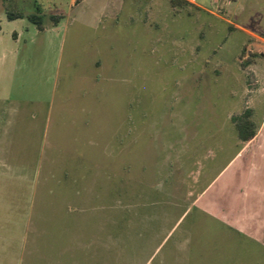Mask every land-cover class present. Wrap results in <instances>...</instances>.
I'll use <instances>...</instances> for the list:
<instances>
[{"label":"rangeland","instance_id":"374dc122","mask_svg":"<svg viewBox=\"0 0 264 264\" xmlns=\"http://www.w3.org/2000/svg\"><path fill=\"white\" fill-rule=\"evenodd\" d=\"M0 264H264V0H0Z\"/></svg>","mask_w":264,"mask_h":264},{"label":"trees","instance_id":"16d2710c","mask_svg":"<svg viewBox=\"0 0 264 264\" xmlns=\"http://www.w3.org/2000/svg\"><path fill=\"white\" fill-rule=\"evenodd\" d=\"M83 0H75V4L81 3ZM173 4H179L185 2V0H172ZM7 17L10 20H15L19 18H27L31 22H33L37 28L41 31L45 30V17L42 13H30L26 14L23 11L19 10H8L7 11ZM62 18V15L60 16H52L53 21L55 24L59 23L60 19ZM250 113V112H249ZM249 113L235 116L232 118V121L234 122L239 135L242 140L249 141L252 139L256 133L255 126L253 121L250 119Z\"/></svg>","mask_w":264,"mask_h":264},{"label":"crops","instance_id":"0c3cea01","mask_svg":"<svg viewBox=\"0 0 264 264\" xmlns=\"http://www.w3.org/2000/svg\"><path fill=\"white\" fill-rule=\"evenodd\" d=\"M74 3H75V0H72V4H74ZM251 120L253 121L254 126H255V130H256V123H255L253 118ZM237 132H238V130H237ZM257 135H258V132L256 131V133H255V135H254V137L252 139H250L249 141H244V140L241 139V137L239 135V132H238L239 139L244 144H249V143L253 142L257 138ZM221 220H225V221L230 222V223L232 222L231 224L234 227L238 226V227H236L238 229H239V222H241V221L242 222H247V221L251 222V223H248V225H247L248 227L244 225L245 226V230H248L249 228L252 229L253 227H255V222H254L253 216L244 217L240 213H238V211H235L233 215H229V214H227V212H224L222 217H221Z\"/></svg>","mask_w":264,"mask_h":264},{"label":"built area","instance_id":"2783aa9c","mask_svg":"<svg viewBox=\"0 0 264 264\" xmlns=\"http://www.w3.org/2000/svg\"><path fill=\"white\" fill-rule=\"evenodd\" d=\"M189 3L191 4H195L196 3V0H187Z\"/></svg>","mask_w":264,"mask_h":264}]
</instances>
